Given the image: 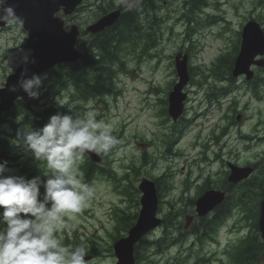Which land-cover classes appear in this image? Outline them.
Wrapping results in <instances>:
<instances>
[{"label":"rangeland","instance_id":"obj_1","mask_svg":"<svg viewBox=\"0 0 264 264\" xmlns=\"http://www.w3.org/2000/svg\"><path fill=\"white\" fill-rule=\"evenodd\" d=\"M104 1H110L113 7L122 4L117 3V0ZM130 2L133 6H136L142 0H130ZM205 2L207 6L202 7V10H200L191 7L192 0H157L156 4L157 6L160 5V9L155 13L151 12L148 16H143L141 19L145 32H149V27L154 28L152 32L156 31V46L152 47L148 52V56L154 57L144 56V59L139 61L140 49L135 54L127 51L124 54L123 66L120 67L117 75L119 95L104 96L106 97L104 100H90L86 107L88 111L96 112L97 120H103L112 125V135L116 137L118 143L107 155H101L103 164L101 168L111 170L124 184L128 183L124 189L134 187L137 190L141 180L149 176H152V178L166 174L170 176L166 181L169 182L171 187L169 188L164 184L160 186L162 193L159 215L167 221L168 230L165 231L164 228L160 227V229L153 231L147 237L148 240L160 242L162 237H168V233L176 236L180 232L187 231L191 226L200 225L204 228L203 223H206L208 228L212 225L216 227L220 225L217 228L218 234L216 236V241L220 242V245L215 241H206V245L202 250L196 245L193 250L199 254V259L191 258L187 264H202V256L208 258L212 256L204 264H229L231 252L235 245L238 244V238L240 237H232L230 232L236 229V219L238 217L241 218L243 211L234 209L231 213L233 218L225 221L223 219L216 221L212 214L207 221L201 222L197 219L194 209L189 205V197L194 196L196 192L193 180L198 175V172H195L197 165L194 166V172L191 174L190 187L192 189L189 194L185 195L186 198L182 200L179 197L182 191L181 180L185 173L180 171V166L185 158L166 155L167 145L173 141L171 139L173 122L171 119H167L169 117H165L162 120L161 127H159L152 114L153 111L154 115L158 116V113H155L159 110L157 97L165 96L167 92L166 86L175 78V76L171 75V70L168 67L174 55L181 51L188 53L192 67L198 69V73L208 76L211 64L230 48L227 40H219L213 35L225 33L234 38V31L237 29V25L244 23L245 19L250 15L260 16L264 19V0H205ZM97 5L98 3L94 5L92 0L91 5L82 9L81 12L75 13L70 17L62 16V18L67 22L66 25L68 27L81 25L85 29L87 24L94 19L96 20L95 8ZM191 11L193 13H190ZM153 15L158 17L155 25L149 24ZM188 16H192V22L190 23H188ZM211 16H219L221 19L212 26L209 23L204 24L205 20L207 21ZM225 22L232 23V25H229V30ZM191 24L192 28L189 30ZM158 27H162V34ZM213 32L214 34H212ZM24 38L26 39V34L23 30L14 26L9 25L0 31V87L4 85L7 76L20 64V56L22 54L20 50L27 49ZM81 39V47H83L89 41L90 36L83 35ZM257 74L264 77V69L257 70ZM198 81L207 87L217 88L215 91L216 96H212V101L207 103L208 105L205 104L204 91L200 90V87L196 85ZM153 84H158L160 88L157 96H153L151 99L155 100L156 103L146 102L143 107L142 99L149 97L151 93L155 92L151 87ZM229 86L233 88L232 96H222L224 93L222 88ZM248 86L249 84L242 79L230 81L229 84L210 76L207 81L202 76L196 77L195 82L192 83L191 80L188 85V102L185 104V108H187L186 118L193 117L196 110L199 112L207 107L209 110L207 116L211 122L216 123L218 117L225 115L229 111L228 108L230 106H227L231 98H235L237 101L240 100V103L236 106V111H238V109H243L246 99L251 96L252 100L250 99L249 105L243 111L245 116L241 117L242 120L238 122V126L232 127L228 134L229 139L224 138V140H227V148L224 150L225 157L222 158V162L223 165L226 162H231L240 166H252L258 163L260 168L264 169V143H249L243 139L245 135L257 137L258 135L254 132L256 126L258 134L264 132V88L261 85L258 87V91L261 87V93L258 98H255L252 94H249ZM202 89L205 90L206 88L203 86ZM58 101L66 102L64 104L66 106L69 101V95L63 93L57 96V103ZM201 101L203 104L199 105ZM206 102L209 101L207 100ZM218 102L221 104V112L219 111ZM152 107L154 110H151ZM75 112L79 114V111ZM233 114V119L236 121L238 112L229 111V116ZM17 119L21 121L19 124L17 123L18 125L13 126L11 122H8L3 126L13 136L16 155V159L10 162L8 167L12 169V174L16 175H25L27 171L40 174L46 168L44 162L33 161L29 155L23 153L22 147L15 146L17 144L16 133L18 128L23 126L37 127H34V124L30 121L24 124L23 117ZM204 122L201 117H196L186 130L185 138L179 146L183 154L188 155L190 158H193L195 154L192 150L191 142L199 129L196 124H203ZM226 124L227 120H225L224 126ZM207 125L212 126L209 123ZM238 131L243 137L242 141L239 138ZM172 147L174 152H177L173 143ZM229 151L231 152L229 153ZM214 155L216 153L210 156L209 162H212ZM144 158L147 163L144 162ZM26 161L30 162L28 166L25 165ZM84 161L85 159H83ZM83 162L79 165L81 172ZM225 170L226 168L224 167L220 173L214 176L213 182L218 181ZM81 179L85 183L84 175ZM209 180L208 177L203 176L199 183L204 182L206 186L210 184ZM90 186L94 189V195L89 205L81 213L75 214V218L64 217L65 226L56 235L58 238L64 239V245L66 246L75 247V244L76 246L86 245L87 255H90L89 252L94 248L97 251L103 250L98 251L99 253L94 256V259L89 264H115V257L112 256L114 254L112 252V243L113 235H116L117 232L115 231L116 223L113 221V213L120 210L127 211L128 213L124 215L127 219L131 216L130 214L137 213L140 210V205L138 206V204L130 201L128 195L123 191L124 189L122 190L121 188L120 191L124 192V195L122 194L124 200L117 202V190H113L114 180L107 177L106 174L96 176ZM211 187L215 189L214 186ZM110 211L113 212L112 216ZM189 217L193 218L192 224L190 223L189 227L186 228V218ZM171 222L175 224L176 231L173 233L169 231ZM125 225L127 227L131 225V222ZM247 233L248 228L244 231V236ZM193 241L194 239L190 237L185 247H190ZM226 243H229V247L223 250L222 246L226 245ZM107 248H110V250L106 251ZM179 249L182 251L181 247L176 246L166 252L157 246L150 245L148 249L142 251V264H166L167 260L173 258L170 264H186L189 248L182 252Z\"/></svg>","mask_w":264,"mask_h":264},{"label":"clouds","instance_id":"obj_2","mask_svg":"<svg viewBox=\"0 0 264 264\" xmlns=\"http://www.w3.org/2000/svg\"><path fill=\"white\" fill-rule=\"evenodd\" d=\"M128 8L130 0H117ZM23 29L25 20L14 4L0 0V25ZM77 50L78 46H74ZM20 78L8 87L10 93L23 92L28 99H39L47 74L29 75L35 64L31 49H21ZM61 107L66 102L58 101ZM56 111L40 128L17 129L16 147L45 170L31 178L12 174L9 162H0V264H88L86 245H64L57 237L64 217L75 218L86 208L94 189L82 182L79 165L86 153L107 155L118 143L112 125L96 119V112ZM16 119V123H20Z\"/></svg>","mask_w":264,"mask_h":264},{"label":"water","instance_id":"obj_3","mask_svg":"<svg viewBox=\"0 0 264 264\" xmlns=\"http://www.w3.org/2000/svg\"><path fill=\"white\" fill-rule=\"evenodd\" d=\"M78 0H74L73 3L77 2ZM9 3H12L16 7V13L17 15L21 16L25 20V28L30 34V38L28 41V46L33 49L34 53H40L43 49H47L52 55L53 49L47 48L43 46V40L47 39L45 34V29L49 25L50 19L49 16H52V14L58 10V7L60 5H65L67 8H69V5H71L72 1L69 2V0H10ZM115 20V16L112 15L111 17L102 20L99 22L95 27L96 29H102L110 24ZM253 29L258 33L253 34L251 32H244V41H243V52L241 54V57L238 60L237 69L239 72H243L248 70L249 66L252 64L253 58L258 54H264V37L262 33L258 30V26L251 25ZM35 54L33 57H35ZM61 59H66L68 56L61 55L59 56ZM184 72H185V63H184ZM0 97L3 99L4 104L1 106V108H6V105L11 102H6L5 93H0ZM180 106V103L176 97H172V112H175L177 108ZM0 108V109H1ZM149 196L151 202H149L148 198L144 200L145 205V211L141 215V221L145 218L151 217L154 215L156 211V198L155 193L153 189L149 191ZM261 222L262 230L264 232V203L262 206V219ZM141 228V224L138 226ZM137 233L140 231L136 229ZM136 234H132L131 238L126 241L122 247H126L128 245H131L134 242V238ZM142 233L140 232L139 236H141ZM129 247V246H128ZM130 248V247H129ZM122 256H120V263L119 264H134L133 258H132V249L130 248L128 251H126L125 248H122L121 250Z\"/></svg>","mask_w":264,"mask_h":264},{"label":"trees","instance_id":"obj_4","mask_svg":"<svg viewBox=\"0 0 264 264\" xmlns=\"http://www.w3.org/2000/svg\"><path fill=\"white\" fill-rule=\"evenodd\" d=\"M113 40H114L113 36H106L104 39H102L100 41V43L102 44V49L104 51L108 50V52H109V49L112 47L111 43ZM110 45H111V47H110ZM100 71L105 73L108 70H105L102 66L100 68ZM98 80H100V79H98ZM102 83H105V82L103 80H100L98 84H102ZM98 84H96V85H98ZM2 133H4V132H2ZM10 149H11V147H10L8 139L0 133V157L4 156V159H8L9 154H10ZM10 157H11V155H10ZM30 176H32V175L30 174Z\"/></svg>","mask_w":264,"mask_h":264}]
</instances>
